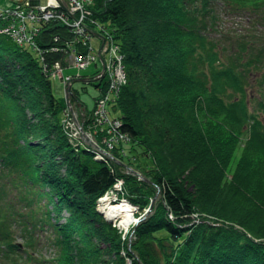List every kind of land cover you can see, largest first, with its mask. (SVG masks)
<instances>
[{"label": "trees", "instance_id": "1", "mask_svg": "<svg viewBox=\"0 0 264 264\" xmlns=\"http://www.w3.org/2000/svg\"><path fill=\"white\" fill-rule=\"evenodd\" d=\"M91 13V29L109 28L124 56L112 107L128 137L113 152L122 166L67 138L51 78L67 57L40 59L0 34L3 263L126 264L124 250L134 264H264V0H94ZM223 14L247 27L222 31ZM55 38L73 39L51 23L39 48ZM139 161L152 166L150 183L125 174ZM119 180L140 212L154 201L131 250L96 211Z\"/></svg>", "mask_w": 264, "mask_h": 264}, {"label": "built area", "instance_id": "2", "mask_svg": "<svg viewBox=\"0 0 264 264\" xmlns=\"http://www.w3.org/2000/svg\"><path fill=\"white\" fill-rule=\"evenodd\" d=\"M93 4L94 0H48L47 5L44 7L37 6L32 8L27 4L24 8L18 7L10 9L1 15L2 20L8 23L2 33L10 36L18 45L35 46L34 40L38 33L37 27H42V25L51 22H59L69 28L70 32L75 36V39L83 40V45H86V40H88L86 33L88 22L94 24L91 21L92 13L90 9ZM64 8L68 11H65ZM52 51L58 52L59 50L54 48ZM70 61L74 69L82 72L95 61V58L74 54L70 57ZM122 61L123 58L118 48L112 47L110 50V61L107 67L110 78V93L117 94L119 87L126 84ZM113 68L114 70L117 68L115 73L111 70ZM54 69V75L59 77L63 76L62 68L59 64H56ZM116 73H118L117 76H115ZM70 80L68 77L65 78V84L69 83ZM106 102L107 100L100 102L94 114V126L96 127L104 125L105 120L108 121L105 113ZM108 127V134L111 135V139L107 143L110 150H112V142L125 143L128 141L127 136L119 133L120 126L118 123H108ZM65 128L72 142L86 141L92 143L91 135L84 134L82 127L78 125L75 113L69 112L65 122ZM96 158H110V155L107 152H100ZM122 187L123 182L118 181L114 186V193L111 192L110 197L117 192H122Z\"/></svg>", "mask_w": 264, "mask_h": 264}, {"label": "rangeland", "instance_id": "3", "mask_svg": "<svg viewBox=\"0 0 264 264\" xmlns=\"http://www.w3.org/2000/svg\"><path fill=\"white\" fill-rule=\"evenodd\" d=\"M41 3H42V5H46L47 0H41ZM15 4L16 3L13 0H0V12L2 10L7 9V8L14 7ZM247 22H248V20L246 18H244L243 16H229L227 14H223L221 16V18H220L219 25H220V27H222V28H220L222 31L231 32L230 30L233 31V30H236V29H245V27H247ZM103 31H106V29H103L100 35L104 34ZM91 45L94 48L95 53H97V51L101 47L100 46L101 45L100 44V40L98 38H95V37L92 38ZM116 69L117 68H115V70H114V68H113L111 70L113 71V73H115ZM73 73H75V72L67 71L65 74L71 75ZM117 74L118 73H116L115 76H117ZM86 76H88V73L86 74ZM120 76H121V74H120ZM73 87H74V89H76V90L79 91V98H80V100L83 103H85V105L87 106V109L89 111H92V109L94 107V100L98 97L97 95L99 94V92L95 88V85L76 82V83L73 84ZM52 88H53L54 96L56 97V99L58 100V102L61 105L64 106L65 105V93H64V90H63V88L61 86V81L59 79H57V78H52ZM112 107L113 106H108L107 107V109L109 111V114H110V117L112 119L113 118H118L120 116V113L114 111ZM129 155H131V156H133V158H135V154H129ZM239 155H240L239 153L236 154V156H235V158H234V160L232 162L231 171H233V169L235 168L236 163L239 160ZM114 160L117 161L118 163H120L116 158H114ZM140 161H139L138 164H140ZM146 162L148 164H150L149 160H147ZM118 163H115V164L118 165ZM148 164L144 166V163L141 162L140 167H139L140 169L134 166V162H133V165H132V163L130 165L124 164V165H126L125 168L127 169L126 174L127 175L132 174L130 176H133L135 178L137 177L143 183L144 182L145 183H147V182L150 183V180L148 178H146V173H145V172H149V171L152 170L151 169L152 166L151 167H148L149 166ZM230 178H231V176H230ZM10 189H12V188H10ZM111 192L114 193V189H112ZM111 192H110V194H111ZM109 199L112 200L111 201L112 204L119 203L118 199H115L114 196L109 197ZM99 202H100V200L96 204V211L99 214H101V216L104 217V219L106 220V222L108 224H111L116 230H118V232L120 234V237L122 238L121 239L122 240V245L125 244L126 240L128 242L131 241V239L130 238L128 239V237H126L125 234H129L130 233L129 236H131V233L133 232V234L135 236V230L141 224V223H139V221H143V220H146L147 219V217L151 214L152 208H153V205H154V203L150 204V206H148V208L145 209L144 212H140L139 209H136L137 207L136 208L134 207L133 208L134 209V213H135L134 214V217H135L136 221L133 222V223H131V225L128 227V229H124L123 227L119 226L120 225V220H117V219L116 220H112V219L106 218V216H104V214L101 212L102 210H101V205H99ZM52 217L54 218V220L56 221V223L58 221L59 224H64L66 222V219L69 217V214L66 213V212H63L62 218L60 216L57 217L55 215H52ZM138 218H140V219H138ZM55 221H54V223H55ZM136 222H138L139 224L138 223L136 224ZM45 233L40 234V236L43 237V236L47 235ZM134 236H133L132 240L134 239ZM17 244H22V241L20 239H17ZM131 247H132V244H131L130 248ZM128 250H129V247H128ZM123 251L120 253V255L122 257H124V258L127 259V261H126L127 263L126 264H134L133 263V260L131 261L127 257L126 251L125 252H123ZM43 256L46 257V258H49L50 256L53 257L54 255H50V253H45ZM0 264H4L3 261H2L1 256H0Z\"/></svg>", "mask_w": 264, "mask_h": 264}, {"label": "bare ground", "instance_id": "4", "mask_svg": "<svg viewBox=\"0 0 264 264\" xmlns=\"http://www.w3.org/2000/svg\"><path fill=\"white\" fill-rule=\"evenodd\" d=\"M108 121L105 120V126H108V123L111 121L107 118ZM116 199L117 194L113 195ZM122 197H118L119 203L113 205L109 200H100L99 205H101V212L109 217L112 220H120V225L124 229H128L131 223L134 221V209L132 208L131 204L127 203L126 201H122Z\"/></svg>", "mask_w": 264, "mask_h": 264}, {"label": "water", "instance_id": "5", "mask_svg": "<svg viewBox=\"0 0 264 264\" xmlns=\"http://www.w3.org/2000/svg\"><path fill=\"white\" fill-rule=\"evenodd\" d=\"M17 1H22V0H17ZM148 183V182H147Z\"/></svg>", "mask_w": 264, "mask_h": 264}]
</instances>
